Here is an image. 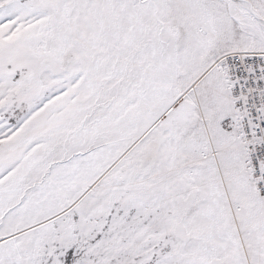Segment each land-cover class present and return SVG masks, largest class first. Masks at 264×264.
I'll return each instance as SVG.
<instances>
[{"label": "snow or ice", "instance_id": "6c2138e0", "mask_svg": "<svg viewBox=\"0 0 264 264\" xmlns=\"http://www.w3.org/2000/svg\"><path fill=\"white\" fill-rule=\"evenodd\" d=\"M0 264H264V0H0Z\"/></svg>", "mask_w": 264, "mask_h": 264}]
</instances>
